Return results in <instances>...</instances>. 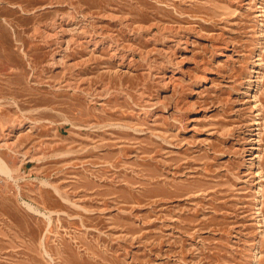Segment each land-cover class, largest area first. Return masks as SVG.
Wrapping results in <instances>:
<instances>
[{
	"label": "rangeland",
	"instance_id": "374dc122",
	"mask_svg": "<svg viewBox=\"0 0 264 264\" xmlns=\"http://www.w3.org/2000/svg\"><path fill=\"white\" fill-rule=\"evenodd\" d=\"M0 156V264H264V0H0Z\"/></svg>",
	"mask_w": 264,
	"mask_h": 264
},
{
	"label": "bare ground",
	"instance_id": "6f19581e",
	"mask_svg": "<svg viewBox=\"0 0 264 264\" xmlns=\"http://www.w3.org/2000/svg\"><path fill=\"white\" fill-rule=\"evenodd\" d=\"M0 173L4 174L6 176H9V177L13 176V169L9 165H7V163L5 162V160L1 156H0ZM29 207H31V206L29 205ZM33 209L37 210L35 208H33Z\"/></svg>",
	"mask_w": 264,
	"mask_h": 264
}]
</instances>
